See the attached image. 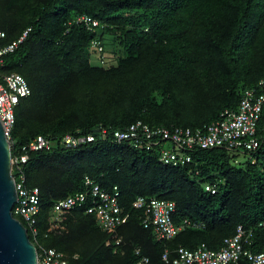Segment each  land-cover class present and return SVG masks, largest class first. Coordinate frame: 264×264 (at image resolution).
<instances>
[{
  "label": "trees",
  "instance_id": "1",
  "mask_svg": "<svg viewBox=\"0 0 264 264\" xmlns=\"http://www.w3.org/2000/svg\"><path fill=\"white\" fill-rule=\"evenodd\" d=\"M0 31L3 44L27 33L0 73L22 75L31 89L16 108L13 157L39 136L55 144L13 168L18 183L23 175L25 188L40 192L36 235L15 216L39 254L55 249L70 264H139L144 257L171 264L180 247L219 250L239 225L252 233L251 249L264 253V112L256 150L196 148L184 165L161 162L159 146L114 140L137 121L202 129L237 110L247 91L259 93L264 0H0ZM96 130L101 137L93 142L62 146L66 135ZM86 178L109 193L118 188L125 222L115 233L86 212L90 200L53 228V206L87 192ZM138 197L173 201L176 226L189 220L203 228L157 240L142 223L143 210L133 207Z\"/></svg>",
  "mask_w": 264,
  "mask_h": 264
},
{
  "label": "built area",
  "instance_id": "2",
  "mask_svg": "<svg viewBox=\"0 0 264 264\" xmlns=\"http://www.w3.org/2000/svg\"><path fill=\"white\" fill-rule=\"evenodd\" d=\"M81 21L92 23L97 26L96 21L83 17ZM25 33L18 40L10 44H3L6 34L0 31V73L4 65V57L13 53L26 39ZM94 47H99L97 42ZM101 51V49H99ZM31 94V89L25 78L17 73L0 76V121L5 131L6 138L13 150L14 142L11 133L16 124V108L21 98ZM264 112V79L260 82L259 93L247 91L237 110H226L220 119L205 125L202 129L191 128H164L151 127L143 121H137L125 130L114 133V140L117 143L130 141L136 148L145 146L147 150L154 145L161 147L160 161L167 165H184L191 161L189 151L196 148L211 149L214 147H227L230 149L256 150L259 141L256 137L258 123ZM96 131L85 136L66 135L62 146L76 148L87 142L96 139ZM55 144L43 136L31 141L22 150H18L15 157L12 154V166L24 165L29 158V153L39 151H50ZM21 182L16 181L17 201L13 208L14 216H21L30 226L32 233L36 235L37 216L40 213V192L38 189L28 190L25 188V177L19 176ZM87 192L78 193L66 199L58 201L53 206V228L56 223L61 222L64 213L76 208H83L89 200L90 206L86 212L95 214L98 227L109 233L116 230L125 222L121 206L118 202L119 191L115 187L113 193H109L97 185L94 181L86 178ZM206 190L216 192L213 186H206ZM133 207L143 210L142 223L146 229H153L157 240H170L186 228H203V225L194 221L184 220L181 225L176 226L173 222V214L176 212V203L169 200L150 199L138 197ZM264 226V224H261ZM28 230V229H27ZM116 246L122 245V240L115 242ZM110 246V242L106 243ZM252 233L247 232L242 225H239L236 234L225 238L223 246L219 250L209 249L201 245L196 250H189L183 247L177 249V256L172 259L171 264H237L241 259H246L250 264H264V253L255 252L251 249ZM38 253V264H70L65 255L55 249H41ZM118 249H114L117 253ZM139 251H137V254ZM163 260L169 263V252H165ZM149 259L144 257L139 264H148Z\"/></svg>",
  "mask_w": 264,
  "mask_h": 264
},
{
  "label": "water",
  "instance_id": "3",
  "mask_svg": "<svg viewBox=\"0 0 264 264\" xmlns=\"http://www.w3.org/2000/svg\"><path fill=\"white\" fill-rule=\"evenodd\" d=\"M96 136L100 131L96 130ZM17 201L12 149L0 121V264H38V250L13 214Z\"/></svg>",
  "mask_w": 264,
  "mask_h": 264
}]
</instances>
